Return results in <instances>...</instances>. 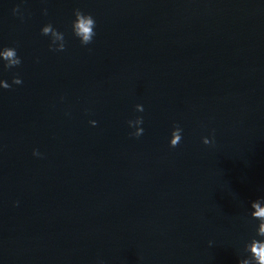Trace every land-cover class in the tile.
I'll return each mask as SVG.
<instances>
[{
  "label": "water",
  "instance_id": "water-1",
  "mask_svg": "<svg viewBox=\"0 0 264 264\" xmlns=\"http://www.w3.org/2000/svg\"><path fill=\"white\" fill-rule=\"evenodd\" d=\"M5 47L0 264H259L264 0H0Z\"/></svg>",
  "mask_w": 264,
  "mask_h": 264
},
{
  "label": "clouds",
  "instance_id": "clouds-1",
  "mask_svg": "<svg viewBox=\"0 0 264 264\" xmlns=\"http://www.w3.org/2000/svg\"><path fill=\"white\" fill-rule=\"evenodd\" d=\"M18 11V9H13V12L15 13ZM45 14H47V11L45 10ZM74 16L75 20L72 22V30L75 36H77L80 39V42L82 45H88L92 42L93 37L96 35L94 28L96 26V21L93 18L91 14H85L80 9L74 10ZM41 35L44 36H50L51 37V44H50V50L52 51H64L65 50V42H64V34L62 32L57 31L51 23L46 24L41 29ZM55 46V47H53ZM0 57L3 58V60L6 62L4 65L5 69H11L15 66H19L21 64V59L17 56V52L15 48L11 47H5L2 51H0ZM22 80L19 78V76H15L13 78V84H21ZM0 85H2L3 88L8 89L10 88V85L5 81H0ZM137 111H143L142 105H136ZM90 123L95 126L96 121H90ZM129 126H138L143 123V118L138 117L135 121H129ZM181 128L179 126H176L171 134L170 139V147H177L179 143L181 142L182 135H181ZM143 134V129L140 127L136 128V132L132 135L139 137ZM213 141H210L207 137L203 138V143L205 145H208L212 143ZM33 155H39L38 152L34 151ZM259 199L252 201V206L258 202ZM257 216H264V212H260L256 214ZM257 235H261V233L257 232ZM254 244L256 246L252 247L251 251L254 253V259L259 261V264H264V244H260L259 241L254 240ZM238 264H245V261L243 259L238 261Z\"/></svg>",
  "mask_w": 264,
  "mask_h": 264
}]
</instances>
